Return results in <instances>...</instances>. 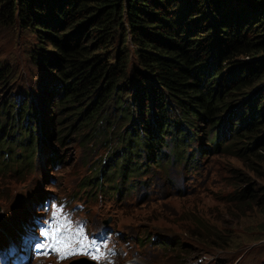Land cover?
Listing matches in <instances>:
<instances>
[{
	"label": "rangeland",
	"instance_id": "rangeland-1",
	"mask_svg": "<svg viewBox=\"0 0 264 264\" xmlns=\"http://www.w3.org/2000/svg\"><path fill=\"white\" fill-rule=\"evenodd\" d=\"M23 28L0 16V111L11 100L15 107L31 103L23 125L35 134L27 171L15 172L20 163H12L6 148L0 153V264H69L84 253L94 255L96 264L104 258L107 264H264L263 158L224 151V140L218 150H202L210 144L199 132L186 148L195 168L183 162L158 168V157L172 159L171 148L159 143L140 154L147 170L130 195L118 179L117 195L91 188V170L120 151L118 131L112 130L118 111L110 103L98 122L80 129L76 123L59 145L60 91L49 87L55 73L40 61L49 46L40 44L42 35ZM252 60L235 58L243 64ZM131 103L128 98L125 105ZM179 116L172 111L163 120L178 123ZM199 126L206 129L207 124ZM156 129L153 125L151 132ZM14 153L22 158L21 151ZM254 153L264 156L258 148ZM56 157L58 166L53 164ZM99 183L106 189L105 180ZM62 253L71 257L56 258Z\"/></svg>",
	"mask_w": 264,
	"mask_h": 264
},
{
	"label": "trees",
	"instance_id": "trees-1",
	"mask_svg": "<svg viewBox=\"0 0 264 264\" xmlns=\"http://www.w3.org/2000/svg\"><path fill=\"white\" fill-rule=\"evenodd\" d=\"M0 16L42 35L40 44L49 46L40 61L55 73L49 87L60 91L59 145L76 123L80 129L98 122L110 103L118 111L112 130L120 151L91 170V188L114 196L118 179L130 195L147 170L140 154L159 143L171 148L172 159L158 157V168L182 162L195 168L186 148L199 132L210 144L202 150H218L224 140V151L264 159L254 153L264 151V0H0ZM239 57L253 60L243 64ZM30 104L15 107L11 100L0 111V153L6 148L12 163H20L15 172L27 171L34 158L35 134L23 125ZM172 111L178 123H165Z\"/></svg>",
	"mask_w": 264,
	"mask_h": 264
},
{
	"label": "water",
	"instance_id": "water-1",
	"mask_svg": "<svg viewBox=\"0 0 264 264\" xmlns=\"http://www.w3.org/2000/svg\"><path fill=\"white\" fill-rule=\"evenodd\" d=\"M70 264H93V263L89 262L86 259H77V260L70 262Z\"/></svg>",
	"mask_w": 264,
	"mask_h": 264
},
{
	"label": "bare ground",
	"instance_id": "bare-ground-1",
	"mask_svg": "<svg viewBox=\"0 0 264 264\" xmlns=\"http://www.w3.org/2000/svg\"><path fill=\"white\" fill-rule=\"evenodd\" d=\"M39 99H40V96H38V100L36 99V101H39ZM35 109V108H34ZM32 117V116H31ZM32 120H34V119H32ZM138 264H142V263H140V262H138Z\"/></svg>",
	"mask_w": 264,
	"mask_h": 264
}]
</instances>
